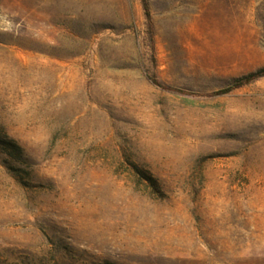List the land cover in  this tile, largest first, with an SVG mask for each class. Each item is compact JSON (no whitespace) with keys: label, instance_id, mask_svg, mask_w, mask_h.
I'll use <instances>...</instances> for the list:
<instances>
[{"label":"rangeland","instance_id":"374dc122","mask_svg":"<svg viewBox=\"0 0 264 264\" xmlns=\"http://www.w3.org/2000/svg\"><path fill=\"white\" fill-rule=\"evenodd\" d=\"M149 2L0 0V264H264V0Z\"/></svg>","mask_w":264,"mask_h":264},{"label":"trees","instance_id":"16d2710c","mask_svg":"<svg viewBox=\"0 0 264 264\" xmlns=\"http://www.w3.org/2000/svg\"><path fill=\"white\" fill-rule=\"evenodd\" d=\"M142 6L144 10V14L147 20V40L149 42V46L152 52V60L154 63L157 62L156 58V27L153 20L152 12H151V5L149 0H141ZM264 78V67L258 69L255 72H252L246 76H243L239 79H237L232 85L223 88L221 90H218L213 93L215 96H222L225 94H228L232 92L235 89L242 88L244 86H247L249 84H252L260 79ZM150 81L157 87H159L163 91L175 93L178 95H191L192 93L189 91H186L185 89L178 88L169 84H166L162 81H160L156 76L151 75L149 76ZM0 148L4 151V153L7 154L8 158H10L12 161L16 163H24L25 162V155H24V149L20 147L18 144H16L14 141L8 139L6 136L0 137ZM14 168V167H13ZM20 172L19 169H15L14 171ZM136 172L139 176V178L142 181H145L151 189L156 192L157 194H160L163 196V191L161 189V185L159 181L154 178L148 171H145L140 168H136Z\"/></svg>","mask_w":264,"mask_h":264}]
</instances>
